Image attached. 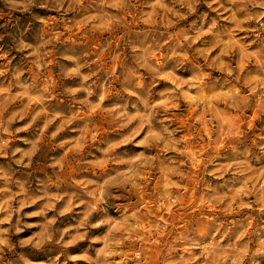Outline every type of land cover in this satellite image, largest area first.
I'll return each instance as SVG.
<instances>
[{
    "label": "rangeland",
    "instance_id": "374dc122",
    "mask_svg": "<svg viewBox=\"0 0 264 264\" xmlns=\"http://www.w3.org/2000/svg\"><path fill=\"white\" fill-rule=\"evenodd\" d=\"M261 3L0 0V264H264Z\"/></svg>",
    "mask_w": 264,
    "mask_h": 264
},
{
    "label": "clouds",
    "instance_id": "9594fccd",
    "mask_svg": "<svg viewBox=\"0 0 264 264\" xmlns=\"http://www.w3.org/2000/svg\"><path fill=\"white\" fill-rule=\"evenodd\" d=\"M9 2H13V0H9ZM260 6H261V7H264V3H261ZM189 7H191V5H189ZM186 39L189 40V43H190V44L192 43V40H191L190 38H187V37H186ZM134 51H135V49H134ZM68 58H69V59H73V60L76 59L75 57H68ZM80 67H83V65H80L79 67L72 69V71H73L74 73H76V74H79V72H80ZM186 70H188V69H186ZM152 71H153V73L156 74V75L159 74L158 71H157L156 69H152ZM135 87H136V88H143L144 86H143V84L137 82L136 85H135ZM89 95H91V93H89ZM132 95H137V93H136V92H133ZM100 99L103 100L104 97L101 96ZM142 102H144V101H142ZM105 222H106V221H103V220H102V221H101V224H103V223H105ZM97 226H98V225H97ZM37 236H38V238L34 237V239H35V241H36V243H35V246H36V247H40V246L43 245L45 242H49V241H51V240L53 239L51 233L47 232V230H45V232H43V233H39V234H37ZM79 238H80V239H83V236H81V237H79ZM60 239H61V240L63 239V236H62V235H61ZM29 242H31V241H29ZM72 242H74V241H69V243H72ZM233 264H236V261H233Z\"/></svg>",
    "mask_w": 264,
    "mask_h": 264
},
{
    "label": "bare ground",
    "instance_id": "6f19581e",
    "mask_svg": "<svg viewBox=\"0 0 264 264\" xmlns=\"http://www.w3.org/2000/svg\"><path fill=\"white\" fill-rule=\"evenodd\" d=\"M191 153V152H190Z\"/></svg>",
    "mask_w": 264,
    "mask_h": 264
}]
</instances>
